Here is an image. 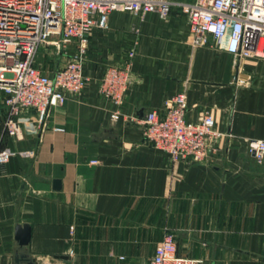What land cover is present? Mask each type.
<instances>
[{
    "label": "crops",
    "instance_id": "1",
    "mask_svg": "<svg viewBox=\"0 0 264 264\" xmlns=\"http://www.w3.org/2000/svg\"><path fill=\"white\" fill-rule=\"evenodd\" d=\"M133 49L113 121L100 83ZM63 63L38 66L52 74ZM84 72L83 92L52 107L44 125L35 111L23 115V140L6 135L0 96V151L17 153L0 164V264L17 254L33 264H149L167 232L199 264H264V160L248 151L264 140V58L236 57L211 38L193 46L175 5L168 16L112 13L91 34ZM180 92L187 119L211 112L222 135L202 164L173 161L144 139L148 112ZM29 150L36 156L20 154Z\"/></svg>",
    "mask_w": 264,
    "mask_h": 264
},
{
    "label": "built area",
    "instance_id": "2",
    "mask_svg": "<svg viewBox=\"0 0 264 264\" xmlns=\"http://www.w3.org/2000/svg\"><path fill=\"white\" fill-rule=\"evenodd\" d=\"M175 5L188 20L193 46H206L211 38L215 46L236 57L264 58V0H0V96L6 135L23 140L26 112L35 111L38 123L44 125L52 107H61L69 96L83 92L91 80L84 72L91 34L95 29L106 30L112 13L168 16ZM44 44L55 45L58 53L69 56L52 74L37 63ZM134 56V49L130 50L122 66L108 67L100 83V92L114 106L113 121L121 116ZM187 111L184 92L166 102L163 111H149L142 120L144 139L173 161L202 164L222 135L213 113L203 112L192 122ZM248 151L262 162L264 140H251ZM16 154L9 149L0 151V164ZM20 154L33 158L36 150ZM149 264L199 262L179 255L174 233L167 232Z\"/></svg>",
    "mask_w": 264,
    "mask_h": 264
},
{
    "label": "rangeland",
    "instance_id": "3",
    "mask_svg": "<svg viewBox=\"0 0 264 264\" xmlns=\"http://www.w3.org/2000/svg\"><path fill=\"white\" fill-rule=\"evenodd\" d=\"M64 56L65 55H62V53H58V49L55 45L44 44L39 50L37 63L52 67L56 65V62L58 64L60 60H63L65 63L68 60L69 56Z\"/></svg>",
    "mask_w": 264,
    "mask_h": 264
},
{
    "label": "water",
    "instance_id": "4",
    "mask_svg": "<svg viewBox=\"0 0 264 264\" xmlns=\"http://www.w3.org/2000/svg\"><path fill=\"white\" fill-rule=\"evenodd\" d=\"M56 186L59 187V182H56ZM18 231V239L20 241L21 246H27L30 241V228L29 226H18L17 228ZM27 264H33L34 261L30 260L25 254L22 255H15L14 257V263L19 264L21 261H25Z\"/></svg>",
    "mask_w": 264,
    "mask_h": 264
}]
</instances>
